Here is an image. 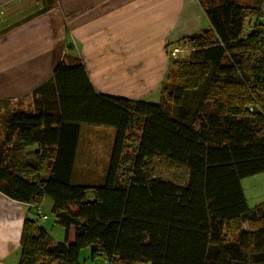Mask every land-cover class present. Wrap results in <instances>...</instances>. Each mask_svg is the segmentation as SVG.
<instances>
[{"label":"trees","instance_id":"1","mask_svg":"<svg viewBox=\"0 0 264 264\" xmlns=\"http://www.w3.org/2000/svg\"><path fill=\"white\" fill-rule=\"evenodd\" d=\"M40 1L38 13L54 2ZM196 1L209 27L168 60L159 103L97 94L65 54L32 111L7 114L0 193L31 207L17 264H79L84 248L111 264H264V204L250 208L240 184L264 171L262 0ZM85 125L113 130L97 181L85 176ZM44 197L63 241L39 223Z\"/></svg>","mask_w":264,"mask_h":264},{"label":"crops","instance_id":"2","mask_svg":"<svg viewBox=\"0 0 264 264\" xmlns=\"http://www.w3.org/2000/svg\"><path fill=\"white\" fill-rule=\"evenodd\" d=\"M18 1L0 0V101L32 97L67 54L97 94L153 103L146 100L166 80L171 44L209 27L196 0H54L44 13L40 0L17 12ZM100 128L83 126L80 146ZM29 208L0 193V264L18 263Z\"/></svg>","mask_w":264,"mask_h":264},{"label":"rangeland","instance_id":"3","mask_svg":"<svg viewBox=\"0 0 264 264\" xmlns=\"http://www.w3.org/2000/svg\"><path fill=\"white\" fill-rule=\"evenodd\" d=\"M34 0H19L13 7L18 12L21 9L27 8ZM242 2H257L258 0H241ZM261 10L262 15H264V0L261 1ZM247 21V20H246ZM255 19H248L250 25L253 24ZM2 25H6L7 21L2 22ZM246 27V26H245ZM249 28V27H248ZM247 28V29H248ZM146 101H150L153 103H159L160 101V90L157 96H152ZM32 97H25L21 100H16L12 102H8V105L0 103V140L4 135V125L3 122L9 114L13 110H24V111H32L33 103L31 102ZM7 107V108H6ZM101 131L92 132V139L86 140L83 138L81 142L80 150L83 152L82 158L89 162L88 171L86 175L89 177H93L92 179H97L99 177V170L102 167L106 160L108 159L110 145L108 144L110 140L111 133L113 130L109 127H101ZM110 132V133H109ZM84 134H88V132H84ZM109 136V137H108ZM111 143V142H110ZM92 170H96L95 173ZM92 171V172H91ZM95 181V180H94ZM241 188L244 194V198L246 203L250 208L259 207L261 204H264V171L245 177L240 181ZM92 194H87V199H91ZM39 209L41 214L46 215V220H40L45 230L47 231L50 239L54 242L63 241L65 238V230L64 228L55 222L53 214H52V200L49 197H44L39 205ZM37 217V216H36ZM39 218V217H38ZM246 224H244V227ZM101 258H96L94 260L89 257V250L84 248L79 253V264H99Z\"/></svg>","mask_w":264,"mask_h":264},{"label":"built area","instance_id":"4","mask_svg":"<svg viewBox=\"0 0 264 264\" xmlns=\"http://www.w3.org/2000/svg\"><path fill=\"white\" fill-rule=\"evenodd\" d=\"M4 14V11L0 8V15ZM261 22L264 23V17H262ZM189 53V46L188 42L184 39L177 43L171 44L167 54L170 60H180V59H185L188 56ZM249 110H252L250 107ZM37 213L39 214V219L40 220H45L46 216L41 214L40 209H37ZM100 264H111V262L107 258H102Z\"/></svg>","mask_w":264,"mask_h":264},{"label":"water","instance_id":"5","mask_svg":"<svg viewBox=\"0 0 264 264\" xmlns=\"http://www.w3.org/2000/svg\"><path fill=\"white\" fill-rule=\"evenodd\" d=\"M201 33H194L190 36V39H194L195 37H197L198 35H200Z\"/></svg>","mask_w":264,"mask_h":264}]
</instances>
